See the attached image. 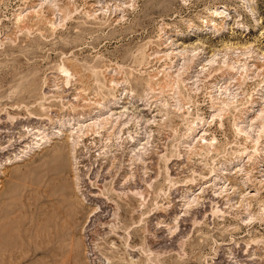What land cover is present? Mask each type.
<instances>
[{
	"label": "rangeland",
	"instance_id": "rangeland-1",
	"mask_svg": "<svg viewBox=\"0 0 264 264\" xmlns=\"http://www.w3.org/2000/svg\"><path fill=\"white\" fill-rule=\"evenodd\" d=\"M0 264H264V0H0Z\"/></svg>",
	"mask_w": 264,
	"mask_h": 264
},
{
	"label": "bare ground",
	"instance_id": "bare-ground-1",
	"mask_svg": "<svg viewBox=\"0 0 264 264\" xmlns=\"http://www.w3.org/2000/svg\"><path fill=\"white\" fill-rule=\"evenodd\" d=\"M31 149V148H30Z\"/></svg>",
	"mask_w": 264,
	"mask_h": 264
}]
</instances>
